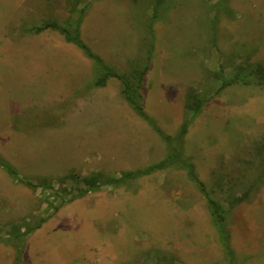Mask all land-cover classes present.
<instances>
[{
    "label": "rangeland",
    "instance_id": "rangeland-1",
    "mask_svg": "<svg viewBox=\"0 0 264 264\" xmlns=\"http://www.w3.org/2000/svg\"><path fill=\"white\" fill-rule=\"evenodd\" d=\"M153 5L0 0V264H264V0ZM81 15L96 56L144 72L147 118L119 79L94 85L101 69L64 33L31 30L74 33ZM186 122L175 144L227 211L232 259L182 164L82 196L68 178L163 162Z\"/></svg>",
    "mask_w": 264,
    "mask_h": 264
},
{
    "label": "trees",
    "instance_id": "trees-1",
    "mask_svg": "<svg viewBox=\"0 0 264 264\" xmlns=\"http://www.w3.org/2000/svg\"><path fill=\"white\" fill-rule=\"evenodd\" d=\"M166 1V0H165ZM164 2V0H154V5H153V9H154V15H158V10L160 9V5ZM84 20V16L81 15L79 16V19L77 20V25L75 27V31L74 33L70 32L68 29H64L63 27L58 26V24L56 23H48L44 26H40V27H36L31 29L33 32L39 33L45 29H47L48 27H53L57 30H60V32L64 33L66 39L74 44H76L83 52H85L86 56L91 59L94 60L95 64L101 69L99 71L100 76L95 80L94 85L95 86H105L107 84V81L112 78L115 77L117 79H119L122 83V93L125 96V98L128 100V102L132 105V107L135 109L136 112H138L140 115H142L143 117H146L147 114L142 106V103L140 102V98H141V93H140V89L142 87V82H143V78H144V72H136L135 74V78L137 79V82L133 83L131 82L130 78L127 77L124 74H121L117 71H115L114 69L110 68L108 65H106V63L104 62V60L101 57H98L94 54V52L89 48V46L83 41L82 37H81V33H80V27L81 24L83 23ZM241 78H238V75L235 76L233 79H227L224 80V83L222 85L221 88H225L227 86H231L233 83L236 82H240ZM197 97V95H195ZM192 106V105H191ZM202 106V101L199 100V102L196 103V106L193 107H189L190 111H198ZM147 118V117H146ZM188 122H186L185 124L182 125V128L180 130V134L178 136V140L176 142H174L173 140H171V138L169 136H166L165 138L167 140H169L170 145H173L174 147L171 148V151L167 157V159L163 162H159L157 164L151 165L143 170H138V171H131V172H127L123 175H121L119 178L115 177V178H111V177H105V174L102 172H98V173H93L90 174L88 176H85L81 179L80 176L76 175L75 173H70L68 175V178L73 179L74 181H79L82 182L85 186L86 189L81 191V195H84L92 190L101 188L102 185L107 184V185H113V183L116 184L117 181L125 178L131 179V178H137L140 177L142 175H146V174H151L154 173L158 170L164 169L167 166H170L174 163H179L183 165V168H187L190 172L189 176L199 184L201 191L203 192V194L205 195V197L207 198L208 204L210 206V210H211V214L213 216L214 219V223L216 225L217 230L219 231V236L221 239V242L224 246V249L226 250V254L229 258H233L234 256V251L230 245V241H229V231L227 229V224H226V209L225 207L218 202L217 200H215L209 193V191L207 190V188L204 186V184L202 183V181H200V179L198 178L197 174L194 173V171L192 170V163L183 156L181 150H179L177 148V145L175 143H179L183 140L184 136L187 133L188 130ZM8 171L13 175L16 176L15 171L12 168L8 167ZM34 186V185H33ZM37 227H39V225H37ZM31 228L28 229V231H26L24 234L26 235L28 232H32L33 230H35V228Z\"/></svg>",
    "mask_w": 264,
    "mask_h": 264
}]
</instances>
